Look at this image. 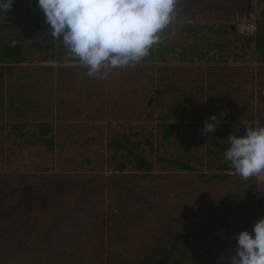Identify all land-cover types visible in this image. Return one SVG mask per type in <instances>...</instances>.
Instances as JSON below:
<instances>
[{"label":"rangeland","instance_id":"1","mask_svg":"<svg viewBox=\"0 0 264 264\" xmlns=\"http://www.w3.org/2000/svg\"><path fill=\"white\" fill-rule=\"evenodd\" d=\"M233 8L240 20L249 18L245 14L253 5L240 1ZM209 14L215 17L218 12ZM22 33L25 59L14 65L11 75L5 71L0 80V264H107L113 251L108 250L105 224L115 209L126 208L123 228L128 237L125 248L130 250L146 228H155L183 210L199 211L205 200L238 189L241 177L234 178L233 169L229 181L213 185L194 183L186 174L157 165L149 173H138L123 156L125 152L111 145L126 137L147 139L181 156L189 155L195 170L208 173L209 162L218 152L214 143L221 141L219 127L204 132L212 114L218 117L217 126L238 124L236 134H244V124L264 126L259 96L253 105L257 113L249 120L248 96L259 92L264 96V85L253 80L255 68L217 60L219 51L207 45L214 37H198L204 50L200 52L203 60L197 63L173 61L167 65L168 72H162L140 62L90 78L78 61L57 63L49 58L56 48L65 56L70 54L62 40L51 39L47 50L36 45L50 36L40 7L29 3L12 13L8 23L0 21V37ZM173 33L174 41L182 40L178 30ZM237 36L223 40L228 45ZM223 53L231 57L230 49ZM45 66L53 69L48 75L43 72ZM30 91L37 104L35 110H27L28 121L51 122L52 149L19 148L16 143L22 140L9 128L14 115L11 107L28 99ZM183 98L191 101L187 117L173 119L177 128L164 137L159 117ZM141 152L155 162L146 147ZM254 177L256 193L264 194V176ZM224 237L229 256L235 242L231 233ZM60 248L64 255L59 254ZM221 264H227V259Z\"/></svg>","mask_w":264,"mask_h":264},{"label":"trees","instance_id":"2","mask_svg":"<svg viewBox=\"0 0 264 264\" xmlns=\"http://www.w3.org/2000/svg\"><path fill=\"white\" fill-rule=\"evenodd\" d=\"M26 2L27 0H13L11 8L6 12H0V21L8 23L11 14L21 10L27 5ZM26 27H30L29 24ZM181 30L189 32L188 37L191 38H195L198 31L215 37L231 33L229 24L184 26ZM171 32L170 27L165 29L162 33L161 43L154 46L148 57L141 61L144 63V67L154 65L162 72H168L170 66L167 65L170 62L186 61L192 63L203 60L200 52L194 51L190 45L176 46L163 43L164 38L170 39ZM22 39V34H17L16 37L12 38L0 37V63H8L7 66H0V80H2L1 77L5 71L7 75H11L14 65L23 62L25 59L22 54ZM51 39L50 36L41 38L38 46L47 50L52 45ZM222 45H219L221 47L219 57L220 59H227V55L222 54L224 51ZM228 45L226 50L230 49L233 60L240 62L255 60L259 66L257 68H262L264 63V23H257L254 36L239 35L232 42L229 41ZM48 56L57 63H63L65 60L78 61L70 54L65 56L58 48L49 53ZM45 67L42 68L45 75L53 71L52 67ZM45 81L49 84L48 78H45ZM28 94V99H24L23 102L19 101L14 107H11L14 115L9 128L13 134H17L22 140L16 143V146L25 148L26 146L40 145L52 149L54 137L51 122L30 123L28 121L27 110H35L34 106L37 104L33 92L30 91ZM248 100L250 105L248 113L251 114L249 120H253L254 114L257 113L253 110L255 98L248 96ZM189 102L191 103L189 99L183 98L169 106L165 113L159 117V125L164 137H168L171 131L176 130L177 124L174 121L171 122L173 119L178 116L181 120L187 117ZM257 106L264 111V96L260 97L259 95ZM36 114L39 112L36 111ZM216 127H219L221 141L216 140L214 143L218 147V152L214 153L215 160L209 162L210 172L208 173L195 170L189 155L181 156L176 152L166 150L162 144L155 146L147 139L126 137L121 142L112 141L111 145L122 153L125 152L123 156L127 158L128 163L132 164L138 173H149L157 165L161 169L186 174L192 182L197 184L225 183L231 179L230 171L233 169L231 163L225 159V152L229 147L227 137L234 133L239 126L233 122H226ZM87 141L85 139L84 144ZM143 147H146V150L153 154L155 162L147 160L146 153L141 152ZM121 167L123 166L121 165ZM236 177L237 174H234V178ZM200 206L199 211L183 210L179 215L172 216L171 219L158 222V226L155 228H146L143 232L146 234L140 236L139 243L136 242L135 247L130 250L125 248V237H128L123 228L124 223H127L126 208L115 209L105 224L110 242L113 241L108 243V250L113 251V255L108 258L107 264H221L228 257L227 241L224 235L231 233L236 244V236L242 229L251 230L257 220L264 218V195L256 193L254 176L247 180L241 178V183L234 193L211 197L201 203ZM130 211L135 213L134 210ZM60 252V255H64L62 248H60ZM53 264L57 263L54 262Z\"/></svg>","mask_w":264,"mask_h":264},{"label":"clouds","instance_id":"3","mask_svg":"<svg viewBox=\"0 0 264 264\" xmlns=\"http://www.w3.org/2000/svg\"><path fill=\"white\" fill-rule=\"evenodd\" d=\"M13 0H0V12ZM53 40H62L69 53L87 68L90 78L138 64L159 45L175 19L177 0H38ZM212 114L204 132H214ZM245 125L244 134H230L225 159L247 180L264 173V126ZM227 264H264V218L236 236Z\"/></svg>","mask_w":264,"mask_h":264},{"label":"crops","instance_id":"4","mask_svg":"<svg viewBox=\"0 0 264 264\" xmlns=\"http://www.w3.org/2000/svg\"><path fill=\"white\" fill-rule=\"evenodd\" d=\"M240 1L249 2V4L253 5V9L249 13L245 14V15L249 16V18H245V19L252 18V20H254L256 23V27H257L258 22L264 23V0H177L176 16H175V19L172 22V24L169 26L171 31H172L170 34L171 37H170V39L164 38L163 43L169 44V45H176V46L190 45V46H192L194 51L203 52L204 49H203L202 41L198 40V37L201 38V36H203L205 34L198 31L197 34H199V35L196 34L195 38L194 37L193 38L188 37L189 32L181 30V28L184 26H200V25H204V24H211V25L217 26V25L229 24L230 25V32L237 34L235 32V30L231 29V25L232 24L236 25L240 20H242V19L239 20L238 16L236 17L238 12H236V9L233 8V4L239 3ZM29 3L33 4L34 6L40 7L38 4V0H27L26 4H29ZM228 10H231V12H228ZM214 12H218V14H216L217 16H215V17L213 15L209 14V13L214 14ZM219 12H222L223 14L221 13L219 15ZM217 18H219V19H217ZM236 18H238V19H236ZM234 20H237V21H234ZM27 28L28 27H26V29ZM175 30L179 31V34H180L182 40L174 41L173 36L175 35V33H173V32ZM231 33H229V34L226 33L225 35L216 36V37L214 35L208 34V35L214 37L215 41L213 43L209 41L207 45L210 46L211 48H213V51H217V52L219 51V53H220L221 47H219V45L223 44L222 47L224 49H226L227 46H229V45H226L225 44L226 41L223 39H225V38L228 39L229 36L235 35V34H231ZM254 35H252V36H254ZM22 36H23V33H22ZM38 42L36 43L37 46H38ZM227 43H229V42H227ZM21 46L23 47L22 42H21ZM219 53L217 54L218 58L216 57L217 60H222V61L228 60V61L233 62L234 65L238 64L237 62H240V61L233 60L231 57H228V58L226 57L227 59H220ZM185 62H183V63H185ZM243 63H245L246 65H250V66L255 68L254 71L256 72L255 75H257V76L253 78L254 83L255 82L257 83V81H259L258 83L260 85H264V63L262 64V68H257L259 66L255 60H249V61H245ZM245 82H246V80H245ZM259 93L256 96H253L252 94H250L249 96H253V98L256 99V97L259 96ZM258 111H259V114H262V112H264L262 109H260ZM252 122H254V121H252ZM257 122L259 124L263 123V121H257ZM257 122L255 121V123H257ZM249 123H250V121H249ZM260 176H264V173H261ZM260 195H264V194H260Z\"/></svg>","mask_w":264,"mask_h":264},{"label":"built area","instance_id":"5","mask_svg":"<svg viewBox=\"0 0 264 264\" xmlns=\"http://www.w3.org/2000/svg\"><path fill=\"white\" fill-rule=\"evenodd\" d=\"M235 32L238 35L252 36L256 32V23L252 19H242L235 25ZM262 94L264 95V91Z\"/></svg>","mask_w":264,"mask_h":264},{"label":"water","instance_id":"6","mask_svg":"<svg viewBox=\"0 0 264 264\" xmlns=\"http://www.w3.org/2000/svg\"><path fill=\"white\" fill-rule=\"evenodd\" d=\"M231 29L235 30V25L234 24L231 25Z\"/></svg>","mask_w":264,"mask_h":264}]
</instances>
